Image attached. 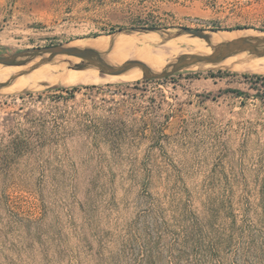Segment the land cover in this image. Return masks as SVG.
<instances>
[{
  "label": "rangeland",
  "instance_id": "obj_1",
  "mask_svg": "<svg viewBox=\"0 0 264 264\" xmlns=\"http://www.w3.org/2000/svg\"><path fill=\"white\" fill-rule=\"evenodd\" d=\"M181 27L263 36L264 0H0L3 55L64 44L143 60L106 47ZM57 56L54 77L84 62ZM44 57L0 78V264H168L223 242L227 262L238 249L264 264V72L201 64L8 90Z\"/></svg>",
  "mask_w": 264,
  "mask_h": 264
},
{
  "label": "bare ground",
  "instance_id": "obj_2",
  "mask_svg": "<svg viewBox=\"0 0 264 264\" xmlns=\"http://www.w3.org/2000/svg\"><path fill=\"white\" fill-rule=\"evenodd\" d=\"M208 33L211 35V38L206 41L204 39L198 38V37H191L188 35H182L179 37H176L174 39H159L156 38H147L143 42H141L138 46H120L117 44H113L111 46L106 47V50L109 54L112 55H120L122 53H130L131 51L135 54L141 53L142 57H145V59L141 60L148 64V66L153 70L154 72H160L162 71L169 63L173 61L176 54H178L181 51H186L187 53H202L207 54L211 53V48L208 46L209 44H216L221 41H225L228 39L235 38L239 35H245L248 32H242V31H208ZM247 35H256L252 33H249ZM122 37H129V36H122ZM149 36H143V38H146ZM158 38V37H157ZM92 39V38H91ZM88 40V39H87ZM112 41H116L119 43H127V42H135L138 41L133 38V40H126L119 37H114L110 39ZM141 40V39H139ZM107 41V39L101 38L98 40H95L94 42H91L90 44L92 46L96 45L99 42ZM209 43V44H208ZM84 46V45H83ZM182 53V52H181ZM239 56V55H238ZM178 57V56H177ZM76 58V57H74ZM72 57H69L67 59H74ZM64 59V58H63ZM237 60L241 61V64H237ZM67 61V60H66ZM74 62L78 61V58L73 60ZM110 64L118 65L122 63L125 60H112L108 61ZM63 65V61L61 60L60 56L54 57L51 62L44 63L37 69H35L32 73L26 77H20L18 78L11 88H8V90H19L20 86L16 83L18 81H23L24 84L28 87H32L34 83L36 85L48 82V83H62V85H76V84H96L105 82L108 80H114V79H123L127 80L132 78L135 74H137L140 78L143 76V71L140 67H133L126 72L118 75H110V74H101L99 70L93 66H88L83 70H76V69H69L67 71H64L61 76L54 77V75H57L55 73L58 72V69ZM65 65V64H64ZM201 64H195L193 66H200ZM206 65L210 66H216V67H227L232 68L236 70H248L252 72H264V56L263 57H254L250 55H244V56H231L220 63L217 64H211L208 63ZM17 67V66H16ZM15 66H8L0 64V78L7 77L10 73L14 72L15 69H17ZM45 68L44 72L39 74L40 68ZM135 73V74H134ZM133 75V76H132ZM38 83V84H37ZM35 85V84H34ZM58 85V84H57Z\"/></svg>",
  "mask_w": 264,
  "mask_h": 264
},
{
  "label": "water",
  "instance_id": "obj_3",
  "mask_svg": "<svg viewBox=\"0 0 264 264\" xmlns=\"http://www.w3.org/2000/svg\"><path fill=\"white\" fill-rule=\"evenodd\" d=\"M145 31L148 29H140ZM218 31V30H212ZM183 33H187L192 37H198L208 41L211 35L208 31L197 28L181 27L180 31L172 34V37H178ZM209 44V43H208ZM211 53H184L177 58L176 61L169 63L162 71L154 72L147 63L138 60H126L118 65H113L107 62L103 56L95 49L86 47H78L64 44H56L44 47H35L18 51L10 55L0 54V64L14 66L26 64L31 59L42 56L44 57L40 64L52 61L57 55H69L84 60L83 63H77L74 67L76 70H83L88 66H93L99 70L101 74L118 75L126 72L133 67H140L143 71V76L146 79H162L169 77L184 67L195 64H217L221 61L240 52H250L258 57L264 56V35L263 36H239L218 44H209ZM48 54V56H46ZM21 57H26V60H19Z\"/></svg>",
  "mask_w": 264,
  "mask_h": 264
},
{
  "label": "trees",
  "instance_id": "obj_4",
  "mask_svg": "<svg viewBox=\"0 0 264 264\" xmlns=\"http://www.w3.org/2000/svg\"><path fill=\"white\" fill-rule=\"evenodd\" d=\"M226 248L227 247L225 246L224 242L220 244L212 243L209 245H205L202 243V246L201 245L196 246V250L194 254H193L194 247L192 248V253L185 262L180 261L177 255L172 253V256L169 258L168 264H255L256 263L253 261H251L250 263L249 259L245 260L243 258L244 256L240 254V251H238V249H236L235 251V257L231 259L230 262H227V260L224 259V257H226V252L231 251V249L226 250ZM220 253H222V256H220ZM214 256H216V259L212 260ZM134 264H154L153 256L149 252L143 253L142 257H139V259H136L134 261Z\"/></svg>",
  "mask_w": 264,
  "mask_h": 264
}]
</instances>
